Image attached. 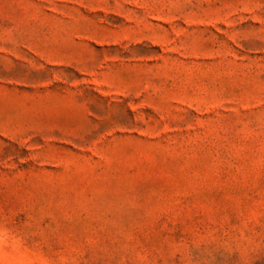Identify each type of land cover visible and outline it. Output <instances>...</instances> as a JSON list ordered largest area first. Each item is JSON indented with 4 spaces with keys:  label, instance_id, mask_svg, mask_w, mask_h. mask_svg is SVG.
<instances>
[{
    "label": "rangeland",
    "instance_id": "374dc122",
    "mask_svg": "<svg viewBox=\"0 0 264 264\" xmlns=\"http://www.w3.org/2000/svg\"><path fill=\"white\" fill-rule=\"evenodd\" d=\"M0 264H264V0H0Z\"/></svg>",
    "mask_w": 264,
    "mask_h": 264
}]
</instances>
